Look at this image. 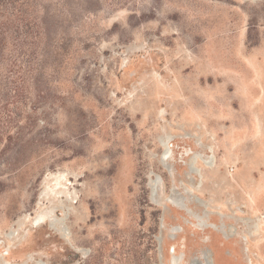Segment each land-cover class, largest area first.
<instances>
[{
    "label": "rangeland",
    "instance_id": "rangeland-1",
    "mask_svg": "<svg viewBox=\"0 0 264 264\" xmlns=\"http://www.w3.org/2000/svg\"><path fill=\"white\" fill-rule=\"evenodd\" d=\"M34 4L33 73L0 69V264H264V0Z\"/></svg>",
    "mask_w": 264,
    "mask_h": 264
},
{
    "label": "trees",
    "instance_id": "trees-1",
    "mask_svg": "<svg viewBox=\"0 0 264 264\" xmlns=\"http://www.w3.org/2000/svg\"><path fill=\"white\" fill-rule=\"evenodd\" d=\"M49 20L50 12L42 7L39 13L34 0H0V69L14 74L7 77L11 81L25 83L33 73L30 63L21 70L27 59L19 56L29 55L31 50L34 54L37 40L50 35Z\"/></svg>",
    "mask_w": 264,
    "mask_h": 264
},
{
    "label": "bare ground",
    "instance_id": "bare-ground-1",
    "mask_svg": "<svg viewBox=\"0 0 264 264\" xmlns=\"http://www.w3.org/2000/svg\"><path fill=\"white\" fill-rule=\"evenodd\" d=\"M169 150V147H164V150H163V152L164 153H166L167 151ZM197 158V155H193L192 156V162L190 163V171H196V168H194L193 167V163H194V161H195V159ZM204 161L206 162L205 163V165H208V164H212V159H211V161H210V157L208 156V158H205L204 159ZM203 161V162H204ZM152 185H151V187L154 189V186H155V183H156V180H152ZM153 189H152V191H153ZM170 196L171 195H169V196H167L166 197V201L169 203V204H171V205H174L175 207H183L184 206V203H183V200H182V197L181 196H179V195H174L173 197H171L170 198ZM44 210V209H43ZM43 210L40 212V213H38V214H36L35 216H34V218H33V222H38L39 220H41V218H42V220H48L49 221V225L51 226V227H57V226H62V228H61V230H63V231H67V228H66V226L64 225V221H63V219L64 218H53L52 216H51V209H47V211H44L43 212ZM64 215H66V213L64 212ZM194 217L196 218V220L199 222V223H201L202 222V217H201V215H199V214H196V215H194ZM178 228H175V229H173V230H177ZM9 237H13V236H15V232H9L8 234H7ZM203 253V255L206 253L207 254V252H205V251H203L202 252ZM208 255V254H207ZM209 256V255H208ZM28 258H30L29 256H28ZM181 259L182 258V256L181 255H179V256H173L172 257V263H175L176 261V259ZM204 258H205V255H204ZM192 261H190V264H207L206 262H207V260H209V259H206V260H203L202 262H200V261H198L197 259H195V258H192L191 259ZM197 260V261H196ZM1 264H25V263H10V262H6V261H2L1 262Z\"/></svg>",
    "mask_w": 264,
    "mask_h": 264
},
{
    "label": "water",
    "instance_id": "water-1",
    "mask_svg": "<svg viewBox=\"0 0 264 264\" xmlns=\"http://www.w3.org/2000/svg\"><path fill=\"white\" fill-rule=\"evenodd\" d=\"M198 260H199V259H198ZM199 261L202 262L201 260H199ZM206 263H207V264H212L211 260H207ZM25 264H29V263L25 262Z\"/></svg>",
    "mask_w": 264,
    "mask_h": 264
},
{
    "label": "flooded vegetation",
    "instance_id": "flooded-vegetation-1",
    "mask_svg": "<svg viewBox=\"0 0 264 264\" xmlns=\"http://www.w3.org/2000/svg\"><path fill=\"white\" fill-rule=\"evenodd\" d=\"M204 255H205V258H204V259H205V260L208 259V258H207L208 255H207L206 253H205ZM195 259H197V258H195ZM176 260H177V259H176ZM176 260H175V261H176ZM197 260H198V259H197ZM197 260H196V261H197ZM191 261H192V260H191ZM198 261H199V260H198Z\"/></svg>",
    "mask_w": 264,
    "mask_h": 264
}]
</instances>
